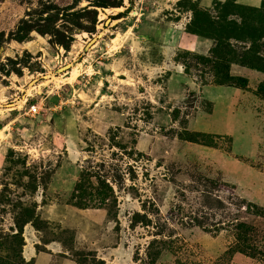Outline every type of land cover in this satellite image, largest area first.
Here are the masks:
<instances>
[{"label":"rangeland","instance_id":"obj_1","mask_svg":"<svg viewBox=\"0 0 264 264\" xmlns=\"http://www.w3.org/2000/svg\"><path fill=\"white\" fill-rule=\"evenodd\" d=\"M0 264H264V0H0Z\"/></svg>","mask_w":264,"mask_h":264},{"label":"water","instance_id":"obj_2","mask_svg":"<svg viewBox=\"0 0 264 264\" xmlns=\"http://www.w3.org/2000/svg\"><path fill=\"white\" fill-rule=\"evenodd\" d=\"M95 41H96V39H92V40L90 41V43L88 44V46L92 45ZM10 106H11V105H10Z\"/></svg>","mask_w":264,"mask_h":264},{"label":"trees","instance_id":"obj_3","mask_svg":"<svg viewBox=\"0 0 264 264\" xmlns=\"http://www.w3.org/2000/svg\"><path fill=\"white\" fill-rule=\"evenodd\" d=\"M18 232H20V230H17Z\"/></svg>","mask_w":264,"mask_h":264}]
</instances>
